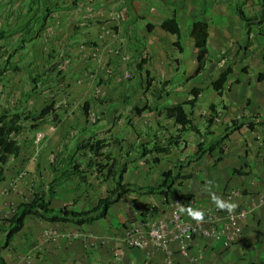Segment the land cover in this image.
Masks as SVG:
<instances>
[{
  "label": "rangeland",
  "instance_id": "374dc122",
  "mask_svg": "<svg viewBox=\"0 0 264 264\" xmlns=\"http://www.w3.org/2000/svg\"><path fill=\"white\" fill-rule=\"evenodd\" d=\"M124 5V0H0V33L5 34L0 64L14 51L0 85V113L22 114L20 130L13 136L20 155L10 156L5 164L0 161V226L35 193L49 196L55 208L89 211L115 187L123 165L125 182L131 184L104 219H98L102 226L51 222L34 215L8 243L7 231H0L2 257L6 264H49L52 249L63 243L94 254L92 249L115 240L113 260L120 264L131 249L141 251V264H154L156 252L160 257L155 264H180L174 243L180 244L178 252L186 264H206L207 245L217 264L222 255L235 261L232 253L238 246L244 264H264V251L255 255L250 248L253 231L264 236V217L257 213L264 209V179L253 169L254 156L240 158L250 164L246 181L239 185L231 179L221 193L220 202L235 204V209H222L219 201L203 205L205 189L190 193L194 180L212 162L214 167L223 162L234 167L239 154L231 136L224 137L232 121L220 120V127L210 131L201 120L204 114H193L192 107L188 128L164 114L168 100L155 93L158 80L143 85L153 79L147 72V47L116 30L125 21ZM46 9L50 12L45 17ZM221 57L217 62L224 63ZM208 70L191 84L220 74ZM165 77L159 79L161 85ZM49 105L55 110L40 117ZM143 105L146 110L138 114L137 106ZM220 140L213 153L201 152L199 145L208 148ZM66 168L74 169L75 177L51 192L53 175L61 177ZM167 170L192 174L175 184L192 194L190 200L173 191H151L163 183ZM196 213L203 219H196Z\"/></svg>",
  "mask_w": 264,
  "mask_h": 264
},
{
  "label": "crops",
  "instance_id": "0c3cea01",
  "mask_svg": "<svg viewBox=\"0 0 264 264\" xmlns=\"http://www.w3.org/2000/svg\"><path fill=\"white\" fill-rule=\"evenodd\" d=\"M124 2L125 21L116 30L121 31V35L129 41H138L140 47H147L146 49L150 54L147 65L151 69L153 80H158L159 86L161 85L159 79H163L166 75L167 80L163 81L160 86L163 88V92H166L165 97L162 93V96L168 100L165 105L185 103L191 100L194 97L191 89L198 87L200 93L194 106L189 103V110H187L186 104L185 108L188 112H191L192 107L193 114L196 111L204 114L201 115V120L208 130L219 128L220 120L223 119L226 123H230L234 119H238L239 122L243 121V123H254L253 129H250L244 123L241 129H237L230 134V141L233 142L231 146L233 149L236 148L235 151L239 154L234 156L236 159L234 167H229L224 162L214 167L212 162L207 167L208 170L199 175V179H193V184L191 182L193 187L191 186L190 193L198 190L204 192L205 189L203 205L220 202L221 193L231 179H233L232 184L236 182V184L242 185L246 181L243 177L249 176L245 174V172H249V168L245 169V167H250V164L242 163L240 159L242 157L254 156L253 169L256 168L257 176L263 180L264 80H259V74L264 72V18L262 17L264 1L124 0ZM239 9L243 10L245 16L249 19L248 21L241 17ZM172 15L176 16L181 27V49L174 45L175 35L167 32L161 26L162 22ZM197 20H204L209 23L210 61L207 60L203 70H206V68L208 70L209 67L211 74H218L227 64L233 62V73L229 76L230 82L223 90L222 95L218 94L212 86V81L217 75H211V78L202 84L201 81H198V84H191V80L195 77L191 78V74L198 65L197 52L191 37L192 25ZM221 54V60L223 58L227 59L226 61L223 60L225 64L217 62ZM167 81L168 84L165 85ZM212 104L215 105V109L211 108ZM209 118L211 123L208 120ZM223 125L225 126V124ZM198 127L196 126L193 129ZM243 164L244 166H242ZM234 176L236 177L234 178ZM257 213L262 214L264 217V209L262 211L260 209ZM97 221L98 219L86 224L89 228L90 225L94 227L102 226ZM247 230L248 233H251L250 229ZM262 230L264 233V229ZM252 235L254 240L251 242L250 248L253 253L255 252V255H260V252L264 251V236L261 237L257 231H253ZM246 239L244 240L246 241ZM114 243L115 240L100 246L98 250L92 249L95 252L94 254L90 253V249L85 250L83 246L80 248L78 244L63 243L61 247H56V249L51 244L54 249H52V260L49 261V264H108L109 262L120 264V261L113 260L115 252L111 246ZM118 246H120L119 243ZM174 246L177 250L175 259L180 264H186V258L178 252L180 244L174 243ZM238 247H235L232 253L235 261L229 258L223 259L222 255L219 264L230 262L244 264L241 252L239 251L238 254ZM200 248L202 249V247ZM241 248H243V245ZM205 249H202L205 253V263H216V257L211 253L212 248L207 245ZM223 252L227 253V251ZM228 255H231V253ZM159 257L160 253L156 252L153 256L154 264ZM141 259V251L131 249L125 254L123 264H141Z\"/></svg>",
  "mask_w": 264,
  "mask_h": 264
},
{
  "label": "trees",
  "instance_id": "16d2710c",
  "mask_svg": "<svg viewBox=\"0 0 264 264\" xmlns=\"http://www.w3.org/2000/svg\"><path fill=\"white\" fill-rule=\"evenodd\" d=\"M264 1V0H261ZM50 12V10L46 9V13ZM240 15L243 19L249 20L242 9H239ZM44 17V18H45ZM262 17L264 18V9L262 11ZM162 28L167 32L175 35L176 40L174 41V45L181 49V27L175 15L165 19L162 22ZM209 23L204 20H197L193 23L191 29V37L194 41V46L197 52L198 65L195 71L191 74V78L198 75L201 70L205 68V64L207 60L210 61L209 54ZM5 37L4 32L0 33V41ZM14 55V51L10 52L8 57L5 58L4 63L0 64V85L3 81L4 74L7 68V63ZM225 61L227 60L224 58ZM263 59H264V48H263ZM140 66V65H139ZM148 72V71H147ZM150 73V71L148 72ZM233 73L232 63L227 64V66L220 72L219 75L212 81L213 88L218 92V94L222 95L223 90L229 84V76ZM155 80V79H154ZM151 79H147V81L143 82V85L151 86L153 85V81ZM259 80H264V72L259 74ZM155 93L158 94L159 98L163 97L162 93L163 88L157 87L155 89ZM191 93L194 94V97L186 101V104H191L194 106L196 102V98L200 93V88L195 87L191 89ZM166 92L164 93L165 96ZM146 105L137 106V113L142 114L143 111L146 110ZM164 114L168 118H174L175 121L182 126L188 128L192 123L191 112H188L185 108L184 103L172 104L164 107ZM212 109H215V105H211ZM54 107L52 105L45 106L41 113L40 117H45L51 114L54 111ZM163 113V111H162ZM248 118V117H246ZM22 119V114L20 113H8L3 112L0 113V161L2 164L7 163L10 156H19L21 152V146L15 142L13 136L19 132L20 130V121ZM211 123V119H208ZM245 121V120H244ZM245 123V122H244ZM243 121H238V119L232 120V123L227 126V134L224 137H229V135L237 129H241L244 125ZM250 129L254 128L253 122L245 123ZM197 129V128H196ZM195 129V130H196ZM222 140V139H221ZM221 140L215 143H211L208 148H204L203 145H199L201 152L208 151L210 154L214 152L217 148L220 147ZM100 147V146H99ZM98 147V149H99ZM4 167L1 165L0 168V182L4 178L3 173ZM127 170V166L123 165L121 167V172L116 180V185L112 189H109V193L106 197L101 198L98 201V204L89 211H77L73 209H68L67 206H63L60 208H55L52 206V199L49 196L42 195L39 193H35L34 197L30 201H22L20 202L16 208L13 210V213L10 217H7L4 220V224L0 226V231H7V239L6 243H8L24 226L25 220L29 216H36L38 218L51 221V222H72L78 225H84L86 223H92L93 221L104 218L107 215V211L111 204L120 200L122 196L130 190V183L125 182L124 173ZM62 176L57 177V174L53 175L51 179V184L49 189L51 192H56L57 186L63 183L64 181L71 180L75 177L76 172L71 169H62ZM165 179L163 183H161L157 187H150L151 191L162 192L168 194L173 191L175 195L180 199L190 200L192 194L185 193L182 189L175 187V184L182 178H190L192 174L182 175L180 171L174 173L173 170H167L164 173ZM140 188V187H136ZM100 211V213L93 215L94 212ZM0 264H6L5 259L1 255L0 251Z\"/></svg>",
  "mask_w": 264,
  "mask_h": 264
},
{
  "label": "clouds",
  "instance_id": "9594fccd",
  "mask_svg": "<svg viewBox=\"0 0 264 264\" xmlns=\"http://www.w3.org/2000/svg\"><path fill=\"white\" fill-rule=\"evenodd\" d=\"M223 60H225V59L223 58ZM219 207L222 209L227 208L229 211H231V210L235 209L236 205L235 204H224V203L220 202ZM195 218L198 220H202L203 215L201 213H196Z\"/></svg>",
  "mask_w": 264,
  "mask_h": 264
},
{
  "label": "built area",
  "instance_id": "2783aa9c",
  "mask_svg": "<svg viewBox=\"0 0 264 264\" xmlns=\"http://www.w3.org/2000/svg\"><path fill=\"white\" fill-rule=\"evenodd\" d=\"M237 235H238V234H237ZM237 235H236V236H237ZM231 238H234V236H232Z\"/></svg>",
  "mask_w": 264,
  "mask_h": 264
}]
</instances>
